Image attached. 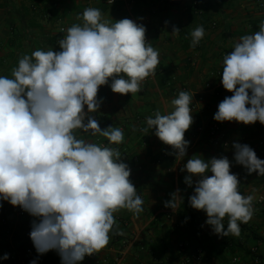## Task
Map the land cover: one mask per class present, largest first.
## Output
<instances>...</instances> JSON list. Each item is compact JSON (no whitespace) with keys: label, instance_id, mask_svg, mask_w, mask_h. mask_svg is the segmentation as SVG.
I'll list each match as a JSON object with an SVG mask.
<instances>
[{"label":"clouds","instance_id":"9594fccd","mask_svg":"<svg viewBox=\"0 0 264 264\" xmlns=\"http://www.w3.org/2000/svg\"><path fill=\"white\" fill-rule=\"evenodd\" d=\"M77 19L82 23L60 29L66 34L58 41L59 51L25 54L11 78L0 76V201L34 217L29 236L36 252L55 251L61 264H80L104 249L111 235H123L114 219L121 209L135 216L144 211L130 180L131 169L119 148L110 146L124 142L123 130L102 129L92 114L100 108L98 90L109 79L112 92L134 95L160 63L143 24L129 18L113 22L94 7ZM179 32L173 26L171 34ZM204 35L203 26L195 27L190 46L195 48ZM221 83L232 95L218 104L215 121L264 125V22L224 55ZM192 102V94L180 91L171 101L172 111H156L140 129H155L177 161L187 155L190 144L185 132L193 123ZM77 132L104 137L108 145ZM233 148L236 164L249 175L264 176V160L249 145L234 142ZM231 167L227 156L193 155L181 169L187 172L185 184L193 187L189 206L205 212V223L221 237H239L240 224L248 223L255 212L254 195L240 192ZM182 203L177 189L164 207L175 212ZM0 259H9V254Z\"/></svg>","mask_w":264,"mask_h":264},{"label":"crops","instance_id":"0c3cea01","mask_svg":"<svg viewBox=\"0 0 264 264\" xmlns=\"http://www.w3.org/2000/svg\"><path fill=\"white\" fill-rule=\"evenodd\" d=\"M89 7L98 8L113 22L129 18L143 24L146 39L159 52L160 63L155 75L146 78L141 91L134 95L112 92L111 79L98 90L100 108L92 115L102 129L113 126L123 130L124 142L110 146L119 148L123 162L131 169L130 180L143 199L144 211L139 216L126 209L115 213L123 235L110 234L109 244L98 256H86L80 264H106L103 260L108 264H182L197 252L202 253L203 264H236L234 258L241 260L238 264H249L250 250L255 247L264 261V202L256 203L259 196L264 197V176L249 175L236 164L234 149L214 145L209 136L210 126L217 123L227 140L249 145L264 160V148L260 147L264 125L259 121L249 125L221 123L213 118L218 104L232 95L221 83L223 57L241 36L259 31V24L264 22L260 0H116L113 5L101 0H0V76L11 78L12 68L25 54L37 49L59 51L58 41L66 34L60 29L82 23L77 17ZM173 26L180 29L178 35L171 34ZM197 26H203L205 35L193 48L190 33ZM207 84L212 87L208 89ZM180 91L193 95V123L185 132L190 142L187 155L177 161L169 154L173 149L155 136V129L149 133L140 129L147 127L146 118L156 111H172L171 101ZM193 105L197 109L192 110ZM200 125L203 132L197 131ZM77 135L108 145L104 137ZM193 155L204 159L227 156L240 180V192L254 195L253 218L240 224L239 237L214 234L205 223L206 213L189 206L193 187L185 184L187 172L181 169ZM177 189L183 203L174 212L164 207V202ZM0 203V257L9 254V259H0V264H12V256L26 251L32 253L36 264H61L55 251L44 255L36 252L29 236L34 217L7 201ZM123 242L130 246L125 248Z\"/></svg>","mask_w":264,"mask_h":264},{"label":"built area","instance_id":"2783aa9c","mask_svg":"<svg viewBox=\"0 0 264 264\" xmlns=\"http://www.w3.org/2000/svg\"><path fill=\"white\" fill-rule=\"evenodd\" d=\"M103 2H105L108 5H113L116 3V0H101ZM260 7L262 9H264V1L260 0ZM208 89H210L212 87L211 84H207L206 86ZM200 101L203 100V98L199 99ZM197 109V105H193L192 110ZM197 131L198 132H203L204 131V127L202 125L197 127ZM209 136H210V140L214 145H222L225 148H233V143L229 140H227L225 138V133L222 130L221 126L217 123H213L210 128H209ZM260 147L264 148V141L260 143ZM232 173H235L233 170H231ZM264 202V197L263 196H259L256 200L257 204H262ZM4 222V220H3ZM123 246L125 248H128L130 246L129 242H123ZM181 249H184V245L181 244L180 245ZM98 256V253L92 255L91 257L96 258ZM12 264H31L33 260V255L30 251H26L25 253H20L17 254L15 256H12L11 258ZM203 255L201 252H197L196 254L192 255V256H188L184 262L182 264H203ZM104 263L108 264L107 260H103ZM234 263L238 264L241 262V260L239 258H234L233 260ZM118 264H121L118 263ZM249 264H264L261 254H260V250L258 247L252 248L250 250V261Z\"/></svg>","mask_w":264,"mask_h":264},{"label":"trees","instance_id":"16d2710c","mask_svg":"<svg viewBox=\"0 0 264 264\" xmlns=\"http://www.w3.org/2000/svg\"><path fill=\"white\" fill-rule=\"evenodd\" d=\"M250 255V254H249ZM263 260V259H262ZM264 262V261H263Z\"/></svg>","mask_w":264,"mask_h":264}]
</instances>
